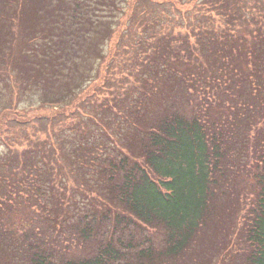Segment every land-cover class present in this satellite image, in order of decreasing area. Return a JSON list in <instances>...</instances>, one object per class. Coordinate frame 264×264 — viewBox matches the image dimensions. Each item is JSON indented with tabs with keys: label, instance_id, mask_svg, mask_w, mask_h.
I'll list each match as a JSON object with an SVG mask.
<instances>
[{
	"label": "trees",
	"instance_id": "trees-1",
	"mask_svg": "<svg viewBox=\"0 0 264 264\" xmlns=\"http://www.w3.org/2000/svg\"><path fill=\"white\" fill-rule=\"evenodd\" d=\"M232 2L184 3L183 34L137 0L0 14V264L187 263L216 230L223 264H264V23Z\"/></svg>",
	"mask_w": 264,
	"mask_h": 264
},
{
	"label": "rangeland",
	"instance_id": "rangeland-1",
	"mask_svg": "<svg viewBox=\"0 0 264 264\" xmlns=\"http://www.w3.org/2000/svg\"><path fill=\"white\" fill-rule=\"evenodd\" d=\"M139 2L140 5H143L142 9H144V11H148V10H152L154 12V14H156V17H158L159 20H161L162 24H164L162 26L163 31H166L168 29H166L168 26L172 28V30L174 31V33H188L189 31L187 29H182V27H178L180 26V24H182L186 19L187 20H193L195 17H197L198 14H202L203 11H199L198 10V5L196 6V9L191 10L188 9V5L184 4V3H188L189 4V0H137ZM194 1V0H190ZM207 1V0H205ZM219 2L221 0H212V2ZM226 2H229V0H224ZM233 1L232 3H235V5H231V7L233 6L234 9L238 10L237 13V18L241 21H239L238 24V30L237 32L241 33H245L244 30V24H246V21L249 20H253L255 24L259 23L262 24L264 23V0H230ZM16 2V0H0V14H5L4 12L7 11H11L12 10V6L10 5V3H12V5ZM116 2H120L121 5L123 7L127 6V4H130L131 8L133 6V3L135 2V0H116ZM196 2V0H195ZM137 9L136 14H138L140 11V9H138L136 6H134L133 11H135L134 9ZM131 12V11H130ZM144 12L142 14V16H145L144 19L146 18H150L152 13H146ZM135 13V12H134ZM122 13H118V15H121ZM208 22L210 20V26L212 28V30H216L217 31L219 29L225 30L226 28V20L225 17H222L219 14V10H217L216 12L210 13L208 12ZM259 21V22H258ZM7 23H9L8 21H6ZM8 24H6L5 22H3L0 27H5ZM259 26H256L252 24V27H254V30H258ZM246 27V26H245ZM2 30V29H1ZM3 31V30H2ZM188 31V32H187ZM5 32V31H3ZM9 33V32H8ZM7 32H5V34H8ZM236 33V32H234ZM16 50V45L15 48ZM5 64V61H4ZM7 66L4 65V68H6ZM4 71V70H3ZM7 68L5 69L4 72H2V77L0 78V84L1 86L5 84H3L4 82L2 81L3 78H6V82H10V84H13V80L12 78H10L7 74ZM16 73V72H15ZM15 73H14V82H15ZM7 86V85H6ZM9 86V85H8ZM7 98H12V99H16V95H7ZM10 99H8L9 101ZM30 104H28V102H23L20 104L19 107L25 109V110H29L32 107L29 106ZM39 106V105H37ZM51 107L50 106H44V108H39L38 110L34 111L33 113H36L38 115H47L49 113H51ZM32 114V113H29ZM35 124H31L28 127H26L27 131L31 129L32 127V131L34 132V126ZM25 132V131H24ZM13 138H15L16 140V130H15V134L11 135ZM20 213V212H19ZM19 213H17L16 215H18ZM219 230H216L212 239L209 240L208 242L204 243L203 247H202V252L201 253H194L192 254V256L189 258V261H186L187 263L181 262V261H172L173 264H223L218 256V252H217V247H218V241L220 239L219 237ZM149 235L156 240V238L159 236V233H149ZM73 247V246H71ZM83 250H81L80 248H73V249H68V252H65L69 254H82Z\"/></svg>",
	"mask_w": 264,
	"mask_h": 264
}]
</instances>
